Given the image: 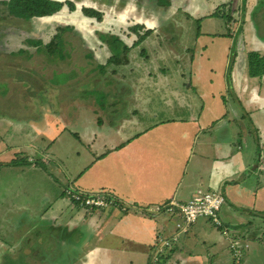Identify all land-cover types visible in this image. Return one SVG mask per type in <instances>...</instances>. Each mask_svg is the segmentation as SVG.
I'll return each instance as SVG.
<instances>
[{
    "label": "crops",
    "instance_id": "1",
    "mask_svg": "<svg viewBox=\"0 0 264 264\" xmlns=\"http://www.w3.org/2000/svg\"><path fill=\"white\" fill-rule=\"evenodd\" d=\"M232 2L237 10L227 9ZM199 9L202 24L171 20L168 40L143 45L139 52L156 57L146 62L142 55L131 60L132 49L124 67L110 68L96 51L106 43L88 44L92 73L104 65L116 84L100 91L97 105H60L57 90L28 84L23 64H2L0 73L25 89L16 88L15 118L0 110V181L11 175L13 194L24 176L18 187L40 190V205L9 197L21 206L1 212L0 264H153L154 257L161 264H264V0H221L219 7L212 0ZM238 10L237 22L224 20ZM130 65L136 69L127 75L117 72ZM67 188L118 204L82 212L65 197ZM200 193L224 197L220 221L228 237L206 219L182 234L156 214ZM159 238L176 241L157 254ZM46 240L66 263L44 252ZM232 241L246 247L238 263Z\"/></svg>",
    "mask_w": 264,
    "mask_h": 264
},
{
    "label": "rangeland",
    "instance_id": "2",
    "mask_svg": "<svg viewBox=\"0 0 264 264\" xmlns=\"http://www.w3.org/2000/svg\"><path fill=\"white\" fill-rule=\"evenodd\" d=\"M53 1L71 2L76 6V10L74 12H70L67 7H64L62 8V11L54 17L45 20L30 21L26 24L16 20L13 16L11 17L7 15V20L1 21L3 19L2 17L5 15L4 10H7L6 8L3 9V5H6L8 0H0V68H2V64L12 66V64H10L11 62L14 64H23L24 68L28 69L30 73L29 79L32 84L27 82L29 85L38 87L41 82H44L49 91L57 90L58 94L56 99L58 102H61L60 105H67L69 102H73L75 105L77 104L80 106L86 105L90 101L95 102L97 105L99 100L104 99L100 96V91L109 92L116 87L115 83H111L107 79L112 77V75H110V68H115L113 65H111L110 68H107L104 65L98 67L97 65L93 71L98 73V75L95 76V72L92 73L91 67L95 64V62L92 61L93 57L90 55V50L92 48L96 49L98 46L102 45L105 40H108L105 44L108 49L105 47L101 50L99 48L96 49V51H98V56L101 59H105L101 60L99 58L101 64H104L106 59L109 60L112 56H117V58L123 57L126 53L124 52V48H120V46H118L117 50H115L116 52H114L109 46L113 41L111 39L116 38L120 42L125 43L130 50L134 49L131 51V54L128 55L131 60L134 57H140L142 55L141 59L146 62L149 56H152V58L156 57L154 54H150V52L149 55L146 56V53L143 54L145 50L139 52L143 45L153 41L156 48V43L160 44L165 42V40H168L171 35L169 34L170 32L167 31V26L172 22L171 20H189V22H192L191 24H202L205 18L201 15L203 9L199 8H202L203 5L212 0H184L183 2L182 0H174V2L173 0H169L171 5L173 3L174 4L167 9L161 8L168 7L167 3H165L167 0ZM220 3L221 0H215V4L218 5V7L220 6ZM226 7L227 9L230 8L231 11L238 9L235 2L234 4L232 2L231 5L229 4ZM83 8H91L101 13L102 21L97 22L94 19L85 18L81 13V9ZM220 10L221 13L226 12L225 7ZM209 11L213 12V10ZM188 13L192 16H187L186 18L184 15ZM242 13L243 12L239 10L236 11L233 15V19L237 22L239 19L238 17L241 16ZM169 19L170 21H168ZM140 22H143L145 25ZM146 24H154L157 28L152 31V33L149 34L139 46H137L138 49H135L136 47L133 48V45L136 43L137 39L142 37L150 29L146 28ZM221 24H218V26ZM204 25H206V23ZM135 26L143 27L138 35L132 32V29ZM160 32H162L163 35ZM53 38L56 39L57 43L61 44L59 48L54 49V52H52L53 49L50 50L47 45L48 42L50 43V41L53 40ZM13 44L17 46L13 48ZM88 44H91L92 48H89ZM36 46H38V49ZM156 50L157 49L154 51ZM38 52L41 54H38ZM53 53L54 55H52ZM124 66L125 65H120L116 67ZM11 68L16 69L13 66ZM132 69L135 70L136 65H130L125 68L117 69V72L121 71V73H126L127 75V72ZM107 70L109 75L106 73ZM14 74L15 72H13V75ZM38 77L40 78L39 83L35 81V78ZM24 86L25 83L20 84V82H18L16 85L12 78H7L0 73V99L5 100L3 105L0 107V110H4L6 108L15 118V108L19 107L21 103L15 100L16 98H14V94L17 92L16 88L19 87V89H22L23 87L24 90ZM105 95H107V93H105ZM27 105L34 106L31 102H28ZM71 108H73V105ZM67 110L68 112L71 111L69 108H67ZM25 111H29L28 113L32 115L34 114L33 108L27 107ZM93 111L95 112V110ZM106 113L107 110L103 111V114ZM10 178L11 175L6 174L2 176L0 181V216L1 212H3V214L5 213L4 211L7 207L21 206L15 202H11L9 198L11 196L16 197V199L28 197L30 199V201H28V205L32 208L36 205L37 207L40 205L38 200L35 199L36 194L40 192V190L35 194V192H27L28 189H26L27 191H24V189L22 190L23 187H18L22 181H25L26 178L24 176H20L15 179L13 184L15 192L11 194L12 191L9 188L11 187L12 189L9 181ZM117 202L118 201H116V203ZM165 205L160 206L161 210L165 207ZM81 211L84 212V210ZM156 214L160 215L161 219L165 216L169 220V223L171 222V224H173V228L177 230L176 224L177 222H181L179 219L167 216L164 211H157ZM200 220L203 219H199L198 221ZM169 233L170 230L166 232V237H169ZM3 234L6 235L5 232ZM45 244H47V246H42L45 249L44 252L46 253L48 251V254L56 256L57 258V251L55 252V250H53L51 241L46 240ZM68 250V252H70V249ZM24 253L25 251H23V254ZM34 253L36 254V252ZM65 253H67L66 250ZM65 258V254L64 257L63 255L62 257L58 256V259H60L59 261L62 263H66ZM10 262L13 261L9 260V263ZM161 263L162 261L157 264ZM13 264L25 263L23 260L22 263L14 262Z\"/></svg>",
    "mask_w": 264,
    "mask_h": 264
},
{
    "label": "built area",
    "instance_id": "3",
    "mask_svg": "<svg viewBox=\"0 0 264 264\" xmlns=\"http://www.w3.org/2000/svg\"><path fill=\"white\" fill-rule=\"evenodd\" d=\"M64 195L72 204L86 212L102 211L117 205L116 201L111 198L102 195H85L71 188L65 189ZM224 204L225 199L220 193H200L186 203L171 200L162 210L159 208L158 212L164 211L166 215L179 219L181 223L176 224V228L182 234L187 233L190 226L199 219H208L214 226L221 229V234L224 237H228L229 233L222 228L220 221V211ZM174 241L176 238L171 241L159 238L157 254H162L165 250L170 249ZM231 248L236 263L240 262L246 247H242L237 241H232ZM157 262L158 258L154 257L153 264Z\"/></svg>",
    "mask_w": 264,
    "mask_h": 264
},
{
    "label": "trees",
    "instance_id": "4",
    "mask_svg": "<svg viewBox=\"0 0 264 264\" xmlns=\"http://www.w3.org/2000/svg\"><path fill=\"white\" fill-rule=\"evenodd\" d=\"M165 3H167V6L171 5V2H169V0H167ZM64 7H67L70 12H74L76 10V6L68 1L58 2L53 0H8L7 4L3 5V9L6 8L7 10H4L5 15L2 17L3 19L1 21L7 20L6 18L7 15L11 17L13 16L16 20H19L26 24L30 21L32 22L38 19L53 17L59 12H61L62 8ZM5 11L7 12V14ZM81 13L87 19H94L97 22L102 21L101 13L91 8H83L81 9ZM227 16L225 15V19H224L227 23H233L235 21L233 17H231L229 14ZM142 29L143 27L141 26H135L132 29V32L138 35L140 30ZM151 33H152L151 31H147L142 37H139L136 43L133 45V48L140 45ZM55 38H53L50 44H48L50 50L53 49L52 52H54L55 51L54 49L57 48V42ZM111 40L113 41L109 46L114 52H116L115 50H117L118 46H120V48H124V52L126 53L123 57L120 58H117V56L115 57L112 56L108 60V65H113V66L126 65L128 62L126 58V54L130 49L126 46L125 43L120 42L116 38H112ZM107 41L108 40H105L104 43H107Z\"/></svg>",
    "mask_w": 264,
    "mask_h": 264
}]
</instances>
